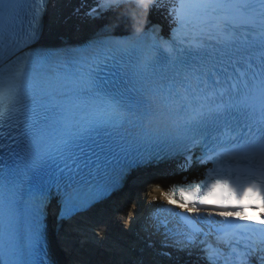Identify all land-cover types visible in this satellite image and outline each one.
I'll return each instance as SVG.
<instances>
[{
	"label": "snow or ice",
	"instance_id": "obj_1",
	"mask_svg": "<svg viewBox=\"0 0 264 264\" xmlns=\"http://www.w3.org/2000/svg\"><path fill=\"white\" fill-rule=\"evenodd\" d=\"M52 2L0 0V264H53L52 200L71 220L133 169L178 158L183 169L210 167L168 191L157 185L186 213L163 209L184 227L153 225L158 255L197 249L207 264H264V0H171L169 39L151 27L105 30L46 48Z\"/></svg>",
	"mask_w": 264,
	"mask_h": 264
},
{
	"label": "bare ground",
	"instance_id": "obj_2",
	"mask_svg": "<svg viewBox=\"0 0 264 264\" xmlns=\"http://www.w3.org/2000/svg\"><path fill=\"white\" fill-rule=\"evenodd\" d=\"M63 0H56L53 6L54 13L53 16L57 15V10L60 9V4ZM58 24V21H56ZM140 180H144V176L140 178ZM142 185L134 186L131 191L127 194L126 190H124L123 194L116 196L114 200L111 198L99 209L93 210V215L91 219V226L95 228V231L88 229L87 231L82 232V230H78L77 226H71L70 223H63L62 226L58 230H53V233L50 235V248L53 254L54 259L57 264H95L98 259V251L101 249H97L96 247H91L86 244L85 237H92L94 234H102L106 231V226H115L118 223L121 216L124 215L125 209H129L127 202L130 197L135 198L142 192L146 187L150 186L151 191V180L149 183L145 180L142 181ZM164 185V183H161ZM116 202V203H115ZM131 202H134L131 200ZM146 208H148L146 206ZM127 244L131 249H135L136 244H132L128 239ZM121 249V247H119ZM138 249V248H137ZM152 253L153 251H148ZM101 254V253H100ZM157 256V254H155ZM161 258L163 256H160ZM113 264L114 262L109 259L101 257L99 264Z\"/></svg>",
	"mask_w": 264,
	"mask_h": 264
},
{
	"label": "clouds",
	"instance_id": "obj_3",
	"mask_svg": "<svg viewBox=\"0 0 264 264\" xmlns=\"http://www.w3.org/2000/svg\"><path fill=\"white\" fill-rule=\"evenodd\" d=\"M138 3L141 2V0H137ZM155 0H145L144 4H143V18L138 20L137 23L134 26V33L136 36H139L143 30H144V23L146 21L147 18V11H148V5L151 3H154Z\"/></svg>",
	"mask_w": 264,
	"mask_h": 264
}]
</instances>
